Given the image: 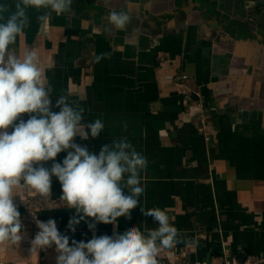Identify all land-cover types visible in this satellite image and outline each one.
Here are the masks:
<instances>
[{"label": "crops", "instance_id": "0c3cea01", "mask_svg": "<svg viewBox=\"0 0 264 264\" xmlns=\"http://www.w3.org/2000/svg\"><path fill=\"white\" fill-rule=\"evenodd\" d=\"M214 2L222 5V0ZM99 3L106 9L129 12L131 23L118 30L107 15L85 20L76 14L53 13L42 26L37 17L45 9L31 8L30 26L18 37L16 47L21 57L29 47L36 48L45 85L53 87L52 111H60L55 105L64 95L85 109L82 123L97 118L104 122L98 137L76 136L75 143L98 155L102 146L126 137L148 158L142 173L146 190L131 210V219L119 217L115 225L98 223L93 231L88 224L94 219L89 217L72 232L68 224L75 209L61 201L57 177H52L51 194L46 198L28 186L14 188L23 239L19 244L0 243V264H56L54 245L31 253V242L39 231L37 220L54 219L71 246L73 240L87 242L94 234L111 237L133 226L156 228L158 224L141 212L142 207L156 206L168 212L180 233V242L161 249L158 257L209 262L226 254L264 257V106H255L250 95L239 101L235 95L243 92L227 81L228 75L235 74L232 66L241 67L243 62L228 61L220 52L229 49L235 56L237 45L229 44L228 37H218L215 24L201 19L193 0H189L186 25L196 31L194 35L186 33L187 27L182 29L177 15L167 16L172 18L160 28L154 23L157 16L169 15L171 0ZM161 42L167 51L180 48L184 54L165 60L155 51ZM102 53L108 55L97 62L96 56ZM255 61L260 67L253 78L235 74V80L248 81L242 90L245 94H252L256 84L264 85V58ZM184 63L193 77L185 71L175 74ZM215 63L223 65V72ZM206 67L213 72L205 71ZM184 75L187 79L181 81ZM216 76L225 79L217 81ZM213 92L220 101L210 98ZM29 115L21 117L27 120ZM203 122L211 141L206 139ZM66 156L67 152H61L55 161L41 163L51 168L54 162L62 164ZM124 192L129 194L127 189Z\"/></svg>", "mask_w": 264, "mask_h": 264}, {"label": "clouds", "instance_id": "9594fccd", "mask_svg": "<svg viewBox=\"0 0 264 264\" xmlns=\"http://www.w3.org/2000/svg\"><path fill=\"white\" fill-rule=\"evenodd\" d=\"M71 6L72 0L0 2V243L19 244L23 239L14 188L28 186L46 198L51 194L52 177H57L61 201L75 209L68 224L72 232L89 217L94 219L88 224L93 231L98 223L115 225L119 217L131 219V210L140 204L146 190L142 173L148 158L126 137L102 146L98 155L75 143L76 136L85 140L89 135L98 137L104 122L97 118L82 123L85 109L74 106L64 95L56 101L60 111H52L53 87L45 85L36 48L29 47L23 57L17 50L18 37L30 26L29 9L50 8L60 15L70 13ZM37 19L46 26L49 15ZM108 20L123 30L131 23V15L113 8ZM107 55L95 59L99 62ZM25 113L30 114L27 120L21 117ZM61 152H67L62 164L54 162L47 168L41 163L55 161ZM141 212L158 227L133 226L111 237L94 234L87 242L73 240L71 246L54 219L37 220L39 231L31 242V253L54 245L56 264H158L161 249L179 243L180 233L165 209L142 207Z\"/></svg>", "mask_w": 264, "mask_h": 264}, {"label": "flooded vegetation", "instance_id": "af4514ba", "mask_svg": "<svg viewBox=\"0 0 264 264\" xmlns=\"http://www.w3.org/2000/svg\"><path fill=\"white\" fill-rule=\"evenodd\" d=\"M99 1L72 0L70 13L74 16L76 14V17L78 16L77 18H85V20H89L93 15L96 16L95 20L98 17L106 16L109 11L98 7V5H100ZM185 2L186 5H184V8L187 9L189 8V0H185ZM198 2L204 3L203 7L201 8V19L204 21L203 17H206L215 24L214 27L215 30L218 31L219 38L223 39L228 37L229 44L237 45L236 47L238 49L236 48L235 52L237 54L235 56L233 55L232 51L228 52L229 49L228 51L225 50V48L221 50L220 55H222L224 59H228V61L233 59L236 60V62L238 60L242 63L244 58L250 55L252 60L258 58L263 60L264 0H222V5L220 4V2L219 4L215 3L214 0H193L192 4H196ZM177 7L178 9H175L173 12H175V17L178 14L177 18L181 20L179 21V23L181 24V26H183L182 29L187 27L186 33L188 32L193 35L196 34V31H194V29L190 30L186 25L187 20L184 18V12L180 11L181 7H183L181 5V0H177ZM204 9H207V11L203 12ZM45 12L49 15V18L50 14L53 15V13H55L50 8L45 10ZM96 12H99V14H96ZM168 18L171 19L172 17L157 16L154 20V23H156L158 28H160L161 26L166 24L165 21L161 20H166ZM64 23L67 24L68 21L66 20V22ZM74 33L77 34V32ZM178 38V40H181L182 36L178 35ZM178 40L175 42L178 43ZM242 43L245 44L244 47H240V44L242 45ZM165 48V44L162 42L155 48L157 54L160 56L163 55V57H165V60H176L178 57L184 54L183 52L181 54L179 53V51L182 50L180 48L172 49L171 51H167ZM174 54H176L175 57ZM225 63H227V60ZM179 64L182 65L180 62ZM187 66L188 65L185 63L184 66H177L175 74L180 75L181 73H183L182 71H185V73H187L189 77H193V73L188 72L189 69H187ZM204 70L213 72L212 68L209 67H206V69Z\"/></svg>", "mask_w": 264, "mask_h": 264}, {"label": "water", "instance_id": "95a60500", "mask_svg": "<svg viewBox=\"0 0 264 264\" xmlns=\"http://www.w3.org/2000/svg\"><path fill=\"white\" fill-rule=\"evenodd\" d=\"M175 1L176 0H171V7L172 8L170 9L169 15H166V16H172V17L175 16V12H172L173 9H178L177 5H175ZM185 3H186L185 0H183L182 1L183 7H181L180 11L184 12V16H185L184 18L186 19L188 8L187 9L184 8ZM203 4L204 3L198 2V3L194 4L195 5L194 8H197L199 11H201L200 9L203 7ZM98 7L102 8V9H106L105 6H103V5H98ZM111 9L108 8L106 10L110 12ZM189 10H190V8H189ZM123 11H125V10H123ZM206 11H207V9H204L203 12H206ZM96 14H99V12H96ZM106 15L108 16L109 13H107ZM177 16H178V14H177ZM161 21L167 22V21H169V18L166 20L162 19ZM103 23H104V20L101 19V24H103ZM247 60H249L248 63H247ZM242 62H243V66H241V67H239V65H238V68H237V66L233 65L232 66V72L235 69V74L237 72H239L241 74V76H245L246 78H248V80L253 78V76L256 72V68L260 67L259 62L255 61V59L252 60L250 55L245 57ZM215 64H216V67H218L217 69L219 70V68H221L220 70L222 71L223 65L220 66L217 63H215ZM250 69L253 71L251 74L250 73L248 74V71H250ZM239 73H237V74H239ZM235 74L228 75L229 77L227 79V81H230L233 84L232 85L233 87L235 86V88H239L240 91L243 92V94L241 96L235 95V97L239 98V101L240 100L242 101V99H244L246 95H250L249 98H252V102H253V104H255V106H264V96L261 94L264 91V85L263 84H258V85L256 84L254 89L252 90V94H245L244 91L247 89L246 86L248 84V81L243 80V83H242V82L235 80L234 78L238 77ZM256 75L258 76V78L260 77L259 74L256 73ZM225 76H227V75H225ZM225 76H222L223 79H225L224 78ZM216 77H217L216 78L217 81H219L220 78L222 79V77H218V76H216ZM242 90H244V91H242ZM210 98L212 100H214V102L220 101V97L218 95H216L215 92L212 93V97H210ZM236 106H237V103H236ZM234 118L236 119V117H234Z\"/></svg>", "mask_w": 264, "mask_h": 264}, {"label": "built area", "instance_id": "2783aa9c", "mask_svg": "<svg viewBox=\"0 0 264 264\" xmlns=\"http://www.w3.org/2000/svg\"><path fill=\"white\" fill-rule=\"evenodd\" d=\"M187 79V76H182L181 81ZM204 131L206 130V124L203 122ZM207 141H211V133L209 131H205ZM158 264H264V257H249L246 254L238 253V254H226L223 258L214 260V261H203V260H183V259H167L157 257Z\"/></svg>", "mask_w": 264, "mask_h": 264}]
</instances>
